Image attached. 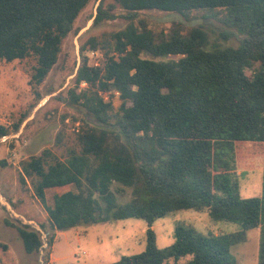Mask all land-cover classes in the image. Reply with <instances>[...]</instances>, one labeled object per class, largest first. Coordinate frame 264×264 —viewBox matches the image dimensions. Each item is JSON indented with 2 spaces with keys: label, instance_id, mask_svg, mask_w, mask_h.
<instances>
[{
  "label": "trees",
  "instance_id": "trees-1",
  "mask_svg": "<svg viewBox=\"0 0 264 264\" xmlns=\"http://www.w3.org/2000/svg\"><path fill=\"white\" fill-rule=\"evenodd\" d=\"M91 1L0 0V60L33 58L29 83L37 91ZM116 6L126 11L127 25L82 45V51L102 50L105 60L97 67L83 61L67 101L85 108L98 126L82 129L62 158L44 149L24 159L20 178L59 230L145 219V249L106 264H237L231 248L264 222V171L260 197L240 195L237 173V163L247 166L259 151L264 159V0H114L98 6L95 23L115 18ZM149 9L186 20L202 11L226 26V37L239 32L240 42L211 44L204 27L180 20L156 31L137 20ZM109 91L120 95L117 109L102 95ZM9 132L0 125V137ZM66 186L72 188L47 203L48 189ZM183 209L208 210L215 221L240 227L204 234L180 223L174 242L160 248L154 222ZM16 227L26 252H39L40 232ZM258 264H264V233Z\"/></svg>",
  "mask_w": 264,
  "mask_h": 264
},
{
  "label": "rangeland",
  "instance_id": "rangeland-1",
  "mask_svg": "<svg viewBox=\"0 0 264 264\" xmlns=\"http://www.w3.org/2000/svg\"><path fill=\"white\" fill-rule=\"evenodd\" d=\"M101 3L108 8L114 0H92L82 10L64 41L58 62L37 91L29 83L31 66L35 63L33 58L11 62L0 60V125L10 128L7 135L0 137V195L33 224L32 228H36L41 236L40 228L47 233L43 252L27 253L16 227L25 223L15 218L0 200V264H45L44 259L47 264H106L140 253L146 247L148 224L143 218L79 224L63 230L54 228L46 205L35 196L30 182L24 183L20 178L24 159L38 155L44 149H51L62 158L69 147L75 146L82 129L98 126V121L85 108L67 101L69 89L75 87V76L83 61L86 59L89 65L97 67L103 65L105 60L102 50L87 47L82 51V45L91 37H107L127 25V20L122 16L126 11L119 6L113 10L115 18L95 23ZM137 20L146 22L156 31L168 29L176 20L183 21L187 26L199 25L209 33L211 44L222 46H237L241 38V34L233 29L235 34L226 37V26L206 17L202 11L193 13L192 18L186 20L175 12L149 9L139 11ZM85 85L82 83V87ZM102 95L105 100H111L116 109L122 102L116 91ZM16 122H20L18 131L13 128ZM259 153L247 166L246 163H237L242 197L262 195L264 159ZM71 188L48 189L47 203L52 204L55 193ZM7 220L14 225L7 224ZM180 223L191 225L204 234H226L240 227L235 222L215 221L208 210H178L157 219L153 224L160 248L174 242L175 227ZM262 233L264 222L248 230L245 242L231 248L237 264H258ZM51 235L53 240L49 244Z\"/></svg>",
  "mask_w": 264,
  "mask_h": 264
},
{
  "label": "water",
  "instance_id": "water-1",
  "mask_svg": "<svg viewBox=\"0 0 264 264\" xmlns=\"http://www.w3.org/2000/svg\"><path fill=\"white\" fill-rule=\"evenodd\" d=\"M0 200L1 202L3 203V205L9 209V211L11 212V214L15 217V218H18V219H21L23 221V223L27 224L29 223L27 220L24 219V217L19 214L18 212H16L13 208H12V205L10 203H8L7 201H5L1 195H0ZM30 225L33 226V224L29 223ZM36 229V228H35ZM40 230L42 231L43 235L41 236L42 240L44 241V237L45 235L47 234L46 232H44V230H42V228H40ZM43 246H44V242H43ZM43 246L42 248L40 249L41 252H43ZM43 262V261H42ZM43 264V263H42Z\"/></svg>",
  "mask_w": 264,
  "mask_h": 264
}]
</instances>
